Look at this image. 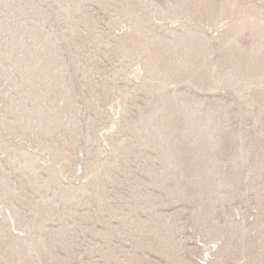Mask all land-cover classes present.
I'll return each mask as SVG.
<instances>
[{"label":"rangeland","instance_id":"1","mask_svg":"<svg viewBox=\"0 0 264 264\" xmlns=\"http://www.w3.org/2000/svg\"><path fill=\"white\" fill-rule=\"evenodd\" d=\"M0 264H264V0H0Z\"/></svg>","mask_w":264,"mask_h":264}]
</instances>
